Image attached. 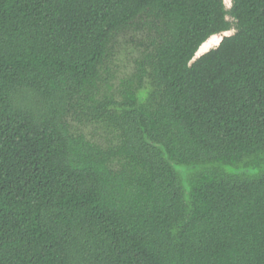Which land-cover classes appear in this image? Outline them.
Masks as SVG:
<instances>
[{
  "label": "trees",
  "instance_id": "1",
  "mask_svg": "<svg viewBox=\"0 0 264 264\" xmlns=\"http://www.w3.org/2000/svg\"><path fill=\"white\" fill-rule=\"evenodd\" d=\"M231 1L0 0V264H264V0Z\"/></svg>",
  "mask_w": 264,
  "mask_h": 264
},
{
  "label": "rangeland",
  "instance_id": "2",
  "mask_svg": "<svg viewBox=\"0 0 264 264\" xmlns=\"http://www.w3.org/2000/svg\"><path fill=\"white\" fill-rule=\"evenodd\" d=\"M225 4L227 9H230L232 6V1L225 0ZM229 33V35H219L220 41H222L226 36L235 34V30ZM141 40L142 36L140 34L137 35L132 32L123 33L115 40V45L112 47L111 54L105 63L103 79L105 82H107V85L110 88H105L104 90L115 93L116 97H118V93L121 90L123 83L128 81L135 72L136 62L141 58V52L143 51L142 47L140 46ZM217 47L218 44L213 45L209 50L211 51ZM197 55L193 62L200 58L197 57ZM82 130L88 138H92L94 141L101 144H104L106 142L105 139L109 137V133L107 132L106 128L102 126L89 124L83 126ZM180 171H183L184 178L190 176V170L186 169Z\"/></svg>",
  "mask_w": 264,
  "mask_h": 264
},
{
  "label": "bare ground",
  "instance_id": "3",
  "mask_svg": "<svg viewBox=\"0 0 264 264\" xmlns=\"http://www.w3.org/2000/svg\"><path fill=\"white\" fill-rule=\"evenodd\" d=\"M230 33H226V35H229ZM220 36L219 35H217V36H214V37H212L210 40H208L201 48H200V50H199V54L197 55V57H200V56H202L203 54H205V53H207V52H209L210 50V48H211V46H213V45H219L220 44ZM209 50V51H208Z\"/></svg>",
  "mask_w": 264,
  "mask_h": 264
},
{
  "label": "water",
  "instance_id": "4",
  "mask_svg": "<svg viewBox=\"0 0 264 264\" xmlns=\"http://www.w3.org/2000/svg\"><path fill=\"white\" fill-rule=\"evenodd\" d=\"M199 50H200V49H199ZM198 52H199V51H198ZM197 54H198V53H197ZM197 54H196V55H197ZM195 57H196V56H195Z\"/></svg>",
  "mask_w": 264,
  "mask_h": 264
}]
</instances>
